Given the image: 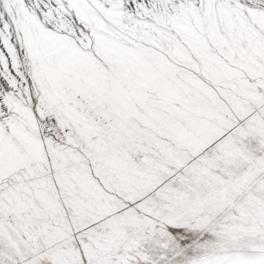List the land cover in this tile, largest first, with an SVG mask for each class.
I'll return each mask as SVG.
<instances>
[{
  "label": "snow or ice",
  "instance_id": "snow-or-ice-1",
  "mask_svg": "<svg viewBox=\"0 0 264 264\" xmlns=\"http://www.w3.org/2000/svg\"><path fill=\"white\" fill-rule=\"evenodd\" d=\"M0 264H264V0H0Z\"/></svg>",
  "mask_w": 264,
  "mask_h": 264
}]
</instances>
